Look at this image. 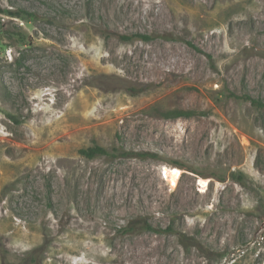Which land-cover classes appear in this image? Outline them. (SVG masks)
<instances>
[{"label":"rangeland","instance_id":"374dc122","mask_svg":"<svg viewBox=\"0 0 264 264\" xmlns=\"http://www.w3.org/2000/svg\"><path fill=\"white\" fill-rule=\"evenodd\" d=\"M0 8V264H264V0Z\"/></svg>","mask_w":264,"mask_h":264},{"label":"trees","instance_id":"16d2710c","mask_svg":"<svg viewBox=\"0 0 264 264\" xmlns=\"http://www.w3.org/2000/svg\"><path fill=\"white\" fill-rule=\"evenodd\" d=\"M1 13H8L10 15H16V16L17 15L18 16L26 15V16L36 17L35 13H33L31 11H28V10H26L24 8H19L17 11H10V10H5V9L0 8V14ZM123 37L126 38V39L138 38V39H143L145 41H148V40L153 38V36L150 35V34H132L131 36H123ZM166 38L167 39H172L170 37H166ZM188 43L190 45L194 46L191 42H188ZM194 47H196V46H194ZM197 49L199 51H202V50H200V48H197ZM203 53H205V55L209 59H212V55L210 53H207V52H203ZM241 99L249 101L256 108L264 109V100H262L261 98H256V97H254L251 94L246 92V93H244L241 96ZM194 114H195V111H193V110H170V111L165 112L164 116L167 117V118H176V117H182V116L189 117V116H192ZM80 152L82 154H84L85 156H87V157H95L97 155H107V154H109V151L106 150L101 145H94V146H91V147H88V148H83V149L80 150ZM148 229L157 230L158 231V229L153 228L150 225L148 226Z\"/></svg>","mask_w":264,"mask_h":264},{"label":"bare ground","instance_id":"6f19581e","mask_svg":"<svg viewBox=\"0 0 264 264\" xmlns=\"http://www.w3.org/2000/svg\"><path fill=\"white\" fill-rule=\"evenodd\" d=\"M155 66V65H154ZM158 66V65H157ZM156 68V67H155ZM160 68V67H159ZM157 70V69H156ZM162 70V69H161ZM132 176V175H131Z\"/></svg>","mask_w":264,"mask_h":264}]
</instances>
